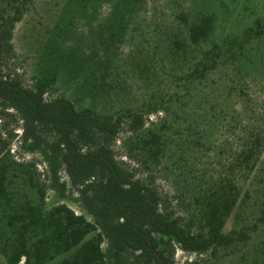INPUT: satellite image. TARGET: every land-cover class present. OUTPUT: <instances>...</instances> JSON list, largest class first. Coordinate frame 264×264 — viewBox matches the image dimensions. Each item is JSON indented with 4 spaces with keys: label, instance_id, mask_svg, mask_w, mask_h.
<instances>
[{
    "label": "rangeland",
    "instance_id": "1",
    "mask_svg": "<svg viewBox=\"0 0 264 264\" xmlns=\"http://www.w3.org/2000/svg\"><path fill=\"white\" fill-rule=\"evenodd\" d=\"M117 1L35 0L15 27L13 49L2 54L3 75L19 79L31 89L39 73L48 70L52 57L88 59L93 68L109 70L106 92L91 98L83 80L77 83L75 73L64 68L46 98L77 101V109L92 107L101 116H128L132 110L148 107L160 95L182 98L183 72L192 65L184 64L172 52L173 42L188 34L179 15L185 13L191 22L203 15L213 16L215 27L208 48L217 43L226 56L199 98L188 102L184 111L183 103L171 107L169 117L163 111H144L146 126L136 135L129 132L125 116L116 140L108 143L116 159L124 161L137 177L152 183L168 199L175 216L196 233L198 223L192 219L189 204L199 192L198 183L233 179L238 162L244 168L249 164L245 141L252 133L264 131V27L260 28L264 25V0H142L125 21L114 16ZM221 108L234 110V123L221 116ZM163 124L171 131L189 128L188 141L183 145L170 136L167 158L145 165L146 158L135 152V141L150 130L159 131ZM23 127L16 111L0 108V157L24 163L40 185L46 183L48 208L66 204L92 220L62 168L61 180L68 185L63 198L45 182L47 164L39 153L23 147ZM194 131L197 134L191 135ZM45 134L52 137L49 131ZM95 142L99 145L100 137ZM94 144L85 150L93 149ZM256 158L255 169L242 172L240 203L224 229L235 236L246 230L248 239L202 253L177 246L174 264H264V143ZM102 247L107 251L108 243L105 241ZM0 264H7L1 253Z\"/></svg>",
    "mask_w": 264,
    "mask_h": 264
},
{
    "label": "trees",
    "instance_id": "2",
    "mask_svg": "<svg viewBox=\"0 0 264 264\" xmlns=\"http://www.w3.org/2000/svg\"><path fill=\"white\" fill-rule=\"evenodd\" d=\"M34 1L0 0V108L20 115L24 123L21 143L27 152L44 158L49 187L60 197L65 196L68 185L61 180L62 168L92 220L76 214L66 204L48 208L46 183L40 185L24 163L9 156L0 157V253L7 264H51L57 260V264H174L177 246L202 253L235 240L246 241L248 231L241 230L235 236L226 234L224 229L240 203L242 172L252 171L257 165L256 152L264 143V131L252 133L245 141L244 154L249 164L244 168L238 162L233 179L198 183L199 192L189 204L198 231L189 230L171 211L168 199L147 179L127 169L108 146L116 140L126 115L101 116L92 107L77 109V101L46 98L60 72L67 68L75 73L77 83L83 80L91 98L96 99L108 90V69L93 68L88 59L78 60L70 55L52 57L48 70L39 73L31 89L19 79L3 75L2 54L13 49L15 27ZM141 2L118 0L114 16L125 21ZM179 18L188 34L173 42L172 52L184 64L192 65L187 73L183 72V96L160 95L148 107L130 111L126 117L133 135L146 126L144 111H163L169 117L172 108L181 103L184 111L188 102L199 98L208 78L226 56L217 43L208 48L215 27L213 16L203 15L192 22L185 13ZM219 112L222 117L231 118L230 124L235 122L234 110L226 112L221 108ZM190 132L189 128L171 131L163 124L159 131L139 135L135 152L146 158L145 165L160 163L167 158L168 138H178L177 142L185 145ZM97 137L99 145L95 142ZM93 143V149L85 150ZM261 220L264 223V217ZM105 241L107 251L102 247Z\"/></svg>",
    "mask_w": 264,
    "mask_h": 264
}]
</instances>
